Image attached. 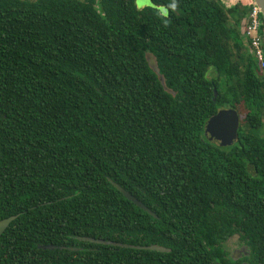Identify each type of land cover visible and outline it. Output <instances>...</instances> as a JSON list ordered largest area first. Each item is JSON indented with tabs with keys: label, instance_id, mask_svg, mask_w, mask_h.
Masks as SVG:
<instances>
[{
	"label": "trees",
	"instance_id": "trees-1",
	"mask_svg": "<svg viewBox=\"0 0 264 264\" xmlns=\"http://www.w3.org/2000/svg\"><path fill=\"white\" fill-rule=\"evenodd\" d=\"M134 3L0 0V221L15 218L0 264H234L235 234L264 264V68L246 10ZM221 109L243 113L229 146L203 136Z\"/></svg>",
	"mask_w": 264,
	"mask_h": 264
},
{
	"label": "water",
	"instance_id": "water-1",
	"mask_svg": "<svg viewBox=\"0 0 264 264\" xmlns=\"http://www.w3.org/2000/svg\"><path fill=\"white\" fill-rule=\"evenodd\" d=\"M253 3L259 9L261 18L264 22V0H252ZM146 63L148 67L158 75V70L155 64V60L152 55L146 54L145 56ZM159 82L163 85V79L158 75ZM167 90V89H166ZM169 92V90H167ZM215 95V91H214ZM239 128V116L234 109H221L217 112L216 115L207 119L203 126V136L205 140L213 145L218 146H229L233 144L237 140V131ZM109 183L129 202L135 205L137 208L146 212L150 216H154V214L149 211L143 204L137 201L130 194L125 192L121 187L116 185L115 183L109 181ZM14 217H9L0 221V236L13 221ZM83 242L104 246H116V247H125L131 248L134 250H146V251H154V252H166L167 250L163 247L150 245V246H124L118 243H113L110 241H103L101 239H93V238H81ZM42 250H53L52 246H41L39 247ZM235 259V258H233ZM217 264V263H216Z\"/></svg>",
	"mask_w": 264,
	"mask_h": 264
},
{
	"label": "built area",
	"instance_id": "built-area-1",
	"mask_svg": "<svg viewBox=\"0 0 264 264\" xmlns=\"http://www.w3.org/2000/svg\"><path fill=\"white\" fill-rule=\"evenodd\" d=\"M226 7L239 5L246 12L240 23V34L247 40L249 52L259 71L264 68V22L252 0H220Z\"/></svg>",
	"mask_w": 264,
	"mask_h": 264
},
{
	"label": "rangeland",
	"instance_id": "rangeland-1",
	"mask_svg": "<svg viewBox=\"0 0 264 264\" xmlns=\"http://www.w3.org/2000/svg\"><path fill=\"white\" fill-rule=\"evenodd\" d=\"M135 7L137 10H142L144 8H155L160 16L166 17L167 16V11L164 7H153L151 0H135ZM239 110V109H238ZM239 117L241 120L243 119V113L239 110ZM254 134H264V124L259 130H254L252 131ZM233 243H230L227 245L226 249L229 250L232 253L233 249Z\"/></svg>",
	"mask_w": 264,
	"mask_h": 264
},
{
	"label": "flooded vegetation",
	"instance_id": "flooded-vegetation-1",
	"mask_svg": "<svg viewBox=\"0 0 264 264\" xmlns=\"http://www.w3.org/2000/svg\"><path fill=\"white\" fill-rule=\"evenodd\" d=\"M240 237L238 234H235L233 237V249L231 253V259L234 264H250V257L247 258L249 251L244 248L245 246H240ZM235 258V259H233ZM247 259V260H246Z\"/></svg>",
	"mask_w": 264,
	"mask_h": 264
}]
</instances>
